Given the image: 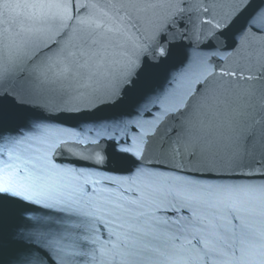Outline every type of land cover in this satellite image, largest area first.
Masks as SVG:
<instances>
[{"label":"snow or ice","instance_id":"1","mask_svg":"<svg viewBox=\"0 0 264 264\" xmlns=\"http://www.w3.org/2000/svg\"><path fill=\"white\" fill-rule=\"evenodd\" d=\"M250 8L251 0H0V264H89V249L95 260V253L112 244L111 239L101 242L100 236L114 234L108 231L110 219L80 205L81 176L74 177L76 183L67 181L48 153L96 166L105 163V157L95 149L91 156L73 151L80 141L53 142L40 154L31 141L43 143L49 130L27 113L46 112V119L54 120L60 118L58 111L83 109L82 114L96 117L140 91L185 40L198 50L227 51L219 57L225 63L213 61L220 71L213 70L209 57L198 55L195 69L171 77L174 86L163 97L166 119L143 141L145 147L134 151L111 138L116 147L106 162L114 173L124 171L131 159L136 166L127 169L130 175L139 171L155 176L144 171L155 168L190 178L169 177L166 186L148 185L150 190L117 209L134 213V219L146 215L139 210L146 205L168 214V220H156L155 215L151 219L186 234L187 250L199 264H213L221 253L203 239L204 232L215 233L201 226L205 218L198 210H213L218 220L231 216V228L225 231H232L235 243L228 244L229 251L246 264H264V242L251 243L243 213L252 209L242 198L253 191L264 197V184L197 183L204 175L234 172L233 165L257 152L264 178V12ZM25 129L39 135H26ZM131 191L135 195V188ZM32 206L61 215L28 217L26 247L9 250L4 225L23 218V211ZM171 216L177 219L171 221ZM162 235L135 227L120 244L128 256L149 260L163 255L154 243Z\"/></svg>","mask_w":264,"mask_h":264},{"label":"water","instance_id":"2","mask_svg":"<svg viewBox=\"0 0 264 264\" xmlns=\"http://www.w3.org/2000/svg\"><path fill=\"white\" fill-rule=\"evenodd\" d=\"M253 10L264 12V0H251L249 11ZM261 35V33L253 32V36L259 37ZM198 55L209 57V63H212L213 70L219 72L220 69L216 67L213 61L219 60V57L227 56V51L216 48L198 50L194 45L190 47L187 40L177 44L173 48L172 55L168 61L153 70L152 75L140 91L131 94L123 104L115 108H106L103 112L98 113L96 117L82 114L83 109L76 113L64 114H60L58 111L57 114L60 115V118L54 120L46 119L48 115L46 112L35 111L27 113L28 116L43 124L49 130L48 137L43 143L39 140L31 141L33 149H40V154H43L53 142L57 144L68 142L71 144L74 141H80L81 144L72 148L73 151L84 156H91L93 155L91 150L95 149L101 156L105 157V163L96 166L71 157L61 159L54 152L48 153V158L59 166L62 175L65 176L67 181L76 183L74 177L76 175L81 176L77 187L83 185V191L78 193L80 205L84 206L83 210L97 215L103 214L106 219H110L112 222L108 231L114 234L110 237L100 236L101 242L111 239L112 244L95 253V260H92L93 254L89 249V264H199V261L194 258V254L187 250L190 246L185 239L186 234L176 233L175 229L169 230L167 225L158 224L151 219L155 215L156 220H168V214L154 212L153 208L146 205L144 208L139 209L145 212L146 215L134 219V213L129 214L122 209H117L118 204L128 207L127 201L139 197L142 190H150V188L146 187L148 185L153 187L156 185L166 186V182L171 183V180H168L169 177H190H185L184 173L181 172L155 168L144 170L146 172H155V176L140 175L139 171L134 175H130L127 169H132L136 166V163L131 159L124 171L114 173L109 171L111 165L106 162L107 157L115 151L116 147L111 138L119 141L120 146L132 147L134 151L145 147L143 141H147L149 136L155 135L166 119L163 115V97L166 91H170L171 87L174 86V84L170 85L169 83L171 77L178 75L182 71H187L190 67L195 69L194 61ZM219 62L225 63L224 60H219ZM157 97L160 99L157 100ZM24 131L26 135H39V133L30 132L29 129ZM93 140L97 142L95 145L91 144ZM233 167L235 168L234 172H218L204 175L198 178L197 183L203 186H259L264 184V178L260 176L262 168L260 167V154L258 152L254 157H249L243 162L233 165ZM85 178L89 181L88 185H84ZM132 188L136 190L135 195L131 191ZM38 198L43 199L42 197ZM242 198L248 202V206L252 209L250 212L243 213L247 224L246 231L252 234L251 243L258 246L264 242V197H261L259 192L253 191L243 195ZM160 199L162 197L158 198L156 202L159 203ZM168 199H171V197ZM43 202L52 203L53 201L44 200ZM132 207L135 208V205ZM212 211L201 208L198 210L197 215L205 218L204 225L201 226H206L215 233L214 235H209L207 231L203 233V239L208 246L216 247L221 253L213 261V264H246L245 261L237 258L238 254L234 256L228 249V244L235 243L231 239L232 231H225V228H231V225L228 224L231 216L224 220H218L211 215ZM45 214H50L54 219H58L61 215L55 209L32 206L30 210L23 211V218H16L7 222L4 225V229L8 238V249L25 248L27 234L30 231L27 225V218ZM184 215L185 213H181L182 217ZM187 215L191 216V212ZM83 219L89 221V218ZM170 219L175 221L177 217L171 216ZM74 222L69 221V223ZM232 223L237 224L238 222L232 221ZM221 224L225 227L221 228ZM213 225H215V228H213ZM88 226V223L82 225L85 229ZM56 227L54 225L52 230L55 231ZM135 227H141L145 230L151 228L153 232L163 234L160 241L154 242L161 247L163 255L149 260L128 256L127 250L120 244V241L124 240L126 238L125 234L132 232ZM236 231L238 232L239 230L236 229ZM174 235H179V240L172 239ZM217 236L222 238L217 239ZM92 238L95 237L93 236ZM187 239H192V237L187 236ZM165 244H167V247L164 246ZM172 245H175L174 250L171 248Z\"/></svg>","mask_w":264,"mask_h":264}]
</instances>
